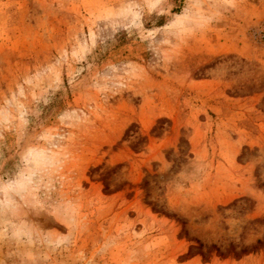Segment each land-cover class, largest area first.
I'll list each match as a JSON object with an SVG mask.
<instances>
[{"label": "rangeland", "instance_id": "1", "mask_svg": "<svg viewBox=\"0 0 264 264\" xmlns=\"http://www.w3.org/2000/svg\"><path fill=\"white\" fill-rule=\"evenodd\" d=\"M0 264H264V0H0Z\"/></svg>", "mask_w": 264, "mask_h": 264}]
</instances>
